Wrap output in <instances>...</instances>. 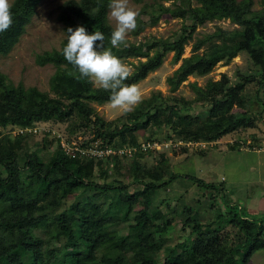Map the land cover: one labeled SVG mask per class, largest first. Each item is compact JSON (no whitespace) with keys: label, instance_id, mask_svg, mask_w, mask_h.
<instances>
[{"label":"trees","instance_id":"obj_1","mask_svg":"<svg viewBox=\"0 0 264 264\" xmlns=\"http://www.w3.org/2000/svg\"><path fill=\"white\" fill-rule=\"evenodd\" d=\"M40 1L12 2L14 23L9 31L0 34V56L7 55L16 45ZM134 1L142 3L140 13L150 17L154 23L163 14L181 19L180 33L170 43L153 39L150 46L129 44L113 48L114 55L126 60L147 58L152 50L158 58L172 53V63H180V66L166 81L177 89L189 75L204 76L216 64L228 63L245 52L258 68L260 84H264V0L260 11L251 9V0H195L196 6L190 0H182L171 7L164 6L159 0L152 3ZM109 3L110 0L67 1L60 8L58 20L63 23L65 32L69 27L75 29L78 26H84L90 34L103 32L105 46L111 48L113 28L107 20ZM217 19H231L238 28L227 31L217 27L210 34L194 37L197 28ZM65 45L66 40L62 49ZM188 45L190 56L182 58ZM62 49L43 52L35 57L39 65L57 67L50 89L59 99L49 98L36 88L11 87L6 77L0 74V127H27L49 120L67 123L80 119L76 128H91L95 137L101 139V146L112 148L144 142L136 133L157 123L172 125L176 138L184 143H212L220 136L219 130L212 132L205 124L193 123L196 115L193 114L195 107L192 103L174 98L172 103L158 104L159 93L143 100L124 117L112 122L103 121L90 104L109 103L110 93L79 79L78 70L64 59ZM149 71L148 60L140 62L134 66L126 83H139ZM251 78H244L233 87H211L207 92L198 88L201 102L209 107L206 112L211 114L223 107L243 108L247 102L242 94L243 87ZM240 114L230 117L229 124L246 116L244 112ZM222 128L226 131L229 126ZM30 138H0V264H249L256 251L264 250V219L241 216L234 212L233 205H226L227 211L219 212L212 223L202 224L193 217H187L182 224L183 230L190 227L187 238L173 247L164 246L161 258L156 253L158 243L172 227L169 218L157 222L158 209L152 206L156 192L166 189L178 178L189 180L204 190L221 191L220 195L222 186L205 183L189 175L173 174L163 154H158L159 161L155 167L142 166L139 160L144 154H136L128 161L117 160L112 168L113 175L122 168L130 174L131 184L136 186V190L130 193L127 191L130 184L117 180L105 182L113 176L108 174L107 162L86 161L82 164L84 161L71 159L64 154L57 139L50 143L54 148V158L46 164L37 151L28 150ZM152 139L148 137L146 141ZM95 167L104 180L102 184L94 180ZM166 176L168 178L164 180ZM92 188L98 189L100 194L117 195L105 212L99 214L95 209L88 214L85 210L90 202L81 208L75 202L73 206L50 215L70 195L81 197L85 194L83 191ZM205 197L210 200V197ZM139 200L141 208L133 212V206ZM211 200L214 201L213 197ZM118 223L127 230L123 236L109 230L110 226ZM228 226L236 230L232 238L223 234ZM46 227L51 230L41 237L39 232H44Z\"/></svg>","mask_w":264,"mask_h":264},{"label":"rangeland","instance_id":"obj_2","mask_svg":"<svg viewBox=\"0 0 264 264\" xmlns=\"http://www.w3.org/2000/svg\"><path fill=\"white\" fill-rule=\"evenodd\" d=\"M67 1L78 2L80 0H41L35 6L34 14L16 45L7 55L0 56V74L6 77L11 87L21 85L24 90L36 88L39 92L47 94L49 98L59 99L50 89V82L57 72V67L52 64L39 65L35 57L43 52L61 51L62 44L66 40V32L63 23L58 20V15L61 6ZM159 1L166 7L182 2V0ZM190 1L193 6L197 5L195 0ZM261 1L251 0V9L260 11L263 8ZM152 2L153 0L143 1V3ZM131 4L140 13L142 3L131 0ZM108 23L113 28L114 25L109 21ZM182 24L181 19H172L166 14L160 16L159 20L154 23L150 17L140 13L137 29L129 33L126 42L121 47L129 44L150 46L153 39L170 43L177 39ZM217 27L227 31L238 28L231 19H217L197 28L194 37L210 34ZM172 56V53H166L158 58L155 50H152L149 51L147 58L123 60L132 71L134 66L139 65L140 62L147 60L149 62L148 75L137 83L142 92V101L159 93L158 104L172 103L174 98L192 103L195 107L193 114L196 115L193 123L195 125L205 124L212 132L219 130L221 134L216 142L188 144L176 138L172 125L157 123L151 125L146 131L139 130L136 135L140 141L153 137L152 140L147 141L171 140L173 145L181 143V145L171 146L163 153L168 159L169 171L222 186L223 193L220 195L221 191L217 193L210 189L204 190L182 178L174 180L166 189L156 192L152 206L158 209L157 222L161 223L164 218H169L172 227L158 243L156 253L161 258L164 256V246L173 247L187 238L190 227L182 229L183 221L187 217H193L202 224L212 223L219 212L224 213L228 205H233L234 212L241 216L250 219H264V84L259 82L258 68L252 64L248 54L242 52L228 63L216 64L211 72L204 76L189 75L177 89H173L166 80L180 66V63L174 65ZM189 56L190 45L185 46L182 58ZM248 77L252 78L243 87L242 94L247 101L243 108L223 107L211 114L206 112L209 107L201 102L198 88L207 92L211 87H233ZM92 87L95 88L93 85ZM90 105L94 108L96 115L105 122L116 121L127 114L122 110L112 109L109 103L103 105L91 103ZM242 112L246 116L229 124L230 117L239 116ZM79 121L80 119H72L67 123H58L56 120L36 122L43 127L41 134L37 133L38 135L30 138L28 150L37 151L41 161L50 164L54 158V148L50 143L54 140L58 139L67 143L76 142L82 145L102 142L100 138L95 137L91 128H76ZM222 126H229V129L223 131ZM6 129L7 126L0 127V138L7 136ZM158 161V154L153 153L144 154L139 160L142 166L147 167L157 166ZM113 173V169L109 168L108 174L113 175ZM93 174L95 182L102 184L104 180L100 178L97 167L94 168ZM131 178L127 170L122 168L118 174L109 177L105 182L112 183L113 180H117L125 185L130 184L127 191L131 193L136 190V186L131 184ZM167 178L168 176L164 180ZM83 192L85 194H80L81 197H77L76 194L67 197L60 207L50 212V215L73 206L75 202L80 208L84 203L90 202L85 212L90 214L97 209L101 214L107 210L109 202L117 198V195L113 193L100 194L96 188ZM205 196L210 197V200H207ZM212 197L214 201L211 200ZM141 203L139 200L133 206V212L141 208ZM217 225L218 223L213 227ZM123 227V224L118 223L110 226L109 230L118 236H123L127 233ZM50 230L51 228L46 227L44 232H39V234L45 237ZM235 232L233 227L228 226L223 234L232 238ZM249 264H264V250L256 251Z\"/></svg>","mask_w":264,"mask_h":264},{"label":"clouds","instance_id":"obj_3","mask_svg":"<svg viewBox=\"0 0 264 264\" xmlns=\"http://www.w3.org/2000/svg\"><path fill=\"white\" fill-rule=\"evenodd\" d=\"M12 0H0V34L9 31L14 23ZM107 19L113 30L111 48L105 46L101 31L89 33L84 26L66 31V45L62 49L64 59L79 72V79L87 80L95 88L110 93L109 105L114 110L131 112L143 99L138 84H127L132 70L121 58L113 54L127 40L129 33L138 27L140 13L131 0H110Z\"/></svg>","mask_w":264,"mask_h":264},{"label":"built area","instance_id":"obj_4","mask_svg":"<svg viewBox=\"0 0 264 264\" xmlns=\"http://www.w3.org/2000/svg\"><path fill=\"white\" fill-rule=\"evenodd\" d=\"M36 123H33L31 126L20 127V126H11L7 127L6 134L10 138L30 136L41 134V128ZM47 132V131H46ZM38 133V134H37ZM60 147L63 150L66 156H69L71 159H79L80 161H103L109 164V168L112 169L116 161H128L135 157L136 154H163L171 146L181 145V143H174L171 140L169 141H144L139 143L136 146H122L119 148H112L107 145H102L93 142L89 144L82 145L81 143L77 144L76 142L67 143L66 141H59ZM189 144V143H188ZM191 144V143H190ZM197 144V143H195Z\"/></svg>","mask_w":264,"mask_h":264}]
</instances>
